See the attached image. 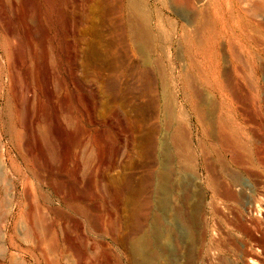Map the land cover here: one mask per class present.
Returning <instances> with one entry per match:
<instances>
[{"label":"rangeland","instance_id":"1","mask_svg":"<svg viewBox=\"0 0 264 264\" xmlns=\"http://www.w3.org/2000/svg\"><path fill=\"white\" fill-rule=\"evenodd\" d=\"M138 1L145 24L129 0H0V264H129L163 138L198 208L170 224L188 264H264V0ZM125 23L149 36L152 85ZM156 245L155 264L186 263Z\"/></svg>","mask_w":264,"mask_h":264},{"label":"bare ground","instance_id":"2","mask_svg":"<svg viewBox=\"0 0 264 264\" xmlns=\"http://www.w3.org/2000/svg\"><path fill=\"white\" fill-rule=\"evenodd\" d=\"M136 1L138 0H129V4H128V8H129V11L132 13V16L135 18V20L137 19V21H141V22H145V15L143 13V10L140 8V6L137 5ZM187 1V0H186ZM196 1V0H195ZM194 1V2H195ZM139 2V1H138ZM177 2V1H176ZM183 2V1H182ZM193 2V1H192ZM191 2V3H192ZM198 2V1H197ZM201 2V1H199ZM117 3V2H116ZM141 3V2H140ZM180 3V2H179ZM241 3V2H240ZM123 4V3H122ZM173 4V3H172ZM189 4V3H187ZM100 5V4H99ZM194 5V4H193ZM112 6V5H111ZM123 6V5H122ZM187 6V5H186ZM188 7V6H187ZM186 7V8H187ZM194 8V7H193ZM191 10V9H190ZM184 11V10H183ZM187 11V10H186ZM182 12V11H181ZM194 12V11H193ZM128 13V12H127ZM251 13V12H250ZM191 15V14H190ZM196 16V14H195ZM193 16V17H195ZM253 16V14H252ZM192 17V18H193ZM160 18V17H159ZM191 18V17H190ZM195 19V18H193ZM204 19V18H203ZM126 20V19H125ZM133 19V21H135ZM188 20V19H186ZM196 20V19H195ZM204 21V20H203ZM168 22V21H167ZM190 22V21H189ZM205 22V21H204ZM130 23V22H128ZM192 23V21H191ZM196 23V22H195ZM207 23V22H206ZM126 24V23H125ZM145 24V23H144ZM129 25V29H127V40L129 41V44H130V49H131V52L132 53H135L137 54L138 56H140L141 58V66H142V69H140L139 71L141 72L140 76L142 78H145L149 84L153 83L150 79V76H152V74L148 71H150V69L147 71V66L149 64V61L147 59V54H149L148 52L150 51H147V49H149V47H151V42L148 41L149 40V36H146L145 35V29L143 27L139 28L135 25H133L131 27V24H126V26ZM191 25V24H190ZM146 26V25H145ZM203 27V26H202ZM197 27H195L196 29ZM148 29V28H147ZM125 30V29H124ZM199 30V29H198ZM197 31V30H196ZM194 31V33H198V31L196 32ZM85 32V31H84ZM148 32V31H147ZM192 33V34H194ZM86 34V32H85ZM149 34V33H148ZM199 34V33H198ZM197 34V35H198ZM194 38V37H193ZM198 39V38H197ZM196 40V39H195ZM197 42V40L195 41ZM258 42V41H257ZM150 43V44H149ZM150 45V46H149ZM101 52V51H100ZM102 53V52H101ZM99 53V54H101ZM152 63V62H151ZM155 62H153L152 64H154ZM158 64V63H157ZM150 65V64H149ZM155 66V65H154ZM182 69V68H181ZM153 70V69H152ZM156 70V69H155ZM150 76H148V73ZM154 72V71H153ZM157 73H159V71H157ZM154 74V73H153ZM189 74V73H188ZM187 74V75H188ZM155 75V74H154ZM184 75V74H183ZM155 76H158L157 74ZM161 76V73L160 75ZM158 76V77H159ZM189 76V75H188ZM187 77V76H186ZM195 77V76H194ZM160 80L162 77H159ZM158 78V79H159ZM191 78V77H189ZM157 80V79H156ZM196 80V79H195ZM155 81V80H154ZM159 82V81H158ZM194 82V81H193ZM157 83V82H156ZM155 83V85H157ZM163 83V82H161ZM187 83V82H186ZM191 83V82H190ZM188 84V83H187ZM193 84V83H192ZM152 85V84H151ZM150 85V86H151ZM190 86V85H189ZM164 87V86H163ZM191 87V86H190ZM187 88V87H186ZM195 88V87H194ZM197 88V87H196ZM162 89V87H161ZM229 89V88H228ZM199 90V89H198ZM153 91V90H152ZM151 91V92H152ZM164 91V89H163ZM231 91V90H230ZM195 95V98H198L199 95V92L198 91H193ZM181 93V92H180ZM187 93V92H186ZM184 98V97H182ZM194 98V97H192ZM185 99V98H184ZM200 99V98H199ZM198 99V100H199ZM164 104V103H163ZM198 106L200 105V103H198ZM170 105V104H169ZM164 106V105H163ZM171 106V105H170ZM197 108L196 110H198V107H195ZM166 109V108H164ZM170 109V107H169ZM172 110V109H170ZM166 111V110H165ZM169 111V110H167ZM166 111V113H167ZM170 112V111H169ZM197 112V111H196ZM198 113H200L198 111ZM169 114V113H168ZM172 114V113H171ZM208 114V113H207ZM198 115V114H197ZM166 116V115H165ZM169 116V115H167ZM171 116V115H170ZM209 117V116H208ZM165 118V119H164ZM164 122H166L167 118L164 117ZM171 118V117H170ZM201 119V118H200ZM195 121V120H194ZM199 121V120H198ZM205 121V120H204ZM211 122V121H210ZM167 123H171V122H167ZM168 124L164 125L167 127ZM212 125V124H211ZM204 126V124H203ZM202 127V126H201ZM159 129V128H158ZM183 129L185 130V128L183 127ZM167 130V129H165ZM186 131V130H185ZM211 131V130H210ZM187 132V131H186ZM211 133V132H210ZM206 134H209V133H206ZM213 134V133H212ZM157 135V134H156ZM176 136V135H175ZM227 137V136H226ZM168 141H170L168 139V137H166ZM183 138H185V135L182 137V133H179L177 134L176 138H172L171 141H173V146H183L185 145V142L183 140ZM212 138V137H211ZM210 138V139H211ZM165 140V138H163ZM162 139V140H163ZM215 139V138H214ZM158 144V148H159V153H158V159L161 161V168L159 169V171L154 175V184H153V194H152V199L151 201L153 202L152 206H153V210H152V213L150 214V220H149V227H148V230L145 234L143 235H140V236H134L132 237L128 244H127V258H128V263L129 264H155V260L153 259L152 255H153V248H157V245L160 241H168L170 244H177L178 247L181 249L183 248L185 250V253L187 255V259H186V263L185 264H188L189 262V259L190 258V255H189V252H190V249L192 246V242L194 241H191L192 239L190 237H186L181 243L178 242V240L176 241V238L173 236L172 234V230L171 229V226L170 224L176 220L178 221V219L182 218L185 222L187 223L189 221V223H192L194 222V217H193V220H192V216L193 214L195 213V210L197 209H190L192 211H186V206L188 204V201L190 199V195L191 192H189L188 190V186L187 187H181V188H176V185L173 186L171 185V182H170V179L172 177V172L170 169L171 167V164L169 163V160L170 159H173V158H170L169 159V154L167 152V148H166V145H165V141L163 140ZM166 140V141H167ZM186 140V139H185ZM218 140V139H217ZM216 140V141H217ZM187 142V141H186ZM222 142V140H221ZM168 143V142H167ZM170 143V142H169ZM171 144V143H170ZM225 144V143H224ZM229 144V143H228ZM231 144V143H230ZM168 145V144H167ZM178 145V146H177ZM190 145V144H189ZM215 145V144H214ZM223 145V144H222ZM227 146V145H226ZM184 147V146H183ZM228 147V146H227ZM155 149V148H154ZM181 148H179L178 150H180ZM183 149V148H182ZM182 151V150H181ZM185 151V150H184ZM173 153V152H172ZM177 153V152H176ZM186 153V152H184ZM192 153V152H191ZM240 153V152H239ZM169 154V155H168ZM190 155V154H189ZM181 156V155H180ZM188 157V156H187ZM190 157V156H189ZM192 157V156H191ZM242 157V156H241ZM244 157V156H243ZM179 159V158H178ZM240 159V158H239ZM185 160V159H184ZM206 160V159H205ZM171 161V160H170ZM189 161V158L188 160ZM191 161V160H190ZM189 161V163H191ZM193 163V162H192ZM158 164V163H157ZM170 164V166H169ZM179 164V163H178ZM181 165V164H180ZM223 166V165H222ZM183 167V166H182ZM224 167V166H223ZM187 168V167H186ZM191 169V168H190ZM193 169V168H192ZM4 177V176H3ZM234 179V178H233ZM3 180V179H2ZM6 184V183H5ZM178 187V185H177ZM190 187V186H189ZM226 187V186H225ZM225 187H222L223 189ZM11 188V187H10ZM187 188V189H186ZM191 188V187H190ZM6 190V189H5ZM191 191V190H190ZM176 192H179L180 194L178 195V199L180 201V205H176L175 202L173 203L171 201V199L169 197H171L170 195H174ZM228 192V191H227ZM7 194V193H6ZM5 198V197H4ZM176 198V199H177ZM4 201V200H3ZM151 202V203H152ZM178 203V202H177ZM36 205V204H35ZM38 205V204H37ZM135 206V205H134ZM133 206V207H134ZM190 206V205H189ZM138 207V206H137ZM151 207V206H150ZM194 207V206H193ZM7 208V207H6ZM2 210V209H1ZM135 210V209H134ZM193 210H194V213H193ZM138 211V210H137ZM150 212V211H149ZM46 218V217H45ZM181 223V222H180ZM195 223V222H194ZM36 224V223H35ZM40 226V225H39ZM42 228V227H41ZM37 229V228H36ZM45 229V228H44ZM43 229V230H44ZM42 230V231H43ZM49 230V229H48ZM45 231V230H44ZM4 232V231H3ZM46 233V232H44ZM34 234V233H33ZM49 234V233H48ZM5 235V234H4ZM37 235V234H36ZM45 235V234H43ZM47 235V234H46ZM51 235V233H50ZM52 236V235H51ZM37 237V236H36ZM50 237V236H49ZM2 238V237H1ZM34 240V238H33ZM49 240H53V239H49ZM2 241V240H1ZM5 241V238L3 236V243ZM5 244V243H4ZM50 244H51V241H50ZM194 244V243H193ZM52 245H54L52 243ZM176 245V246H177ZM38 246V245H37ZM191 246V247H190ZM39 248V247H38ZM52 248V246H51ZM65 248V247H64ZM1 249V248H0ZM160 249V248H159ZM49 250L50 249V246H49ZM56 250V249H54ZM54 250H51L52 254H54L56 251ZM178 250V249H177ZM65 251V250H64ZM165 251V249L163 250ZM162 251V253H163ZM42 252V251H41ZM157 252V251H156ZM166 252V251H165ZM46 254V253H45ZM59 254V253H58ZM57 254V255H58ZM60 255H63V254H60ZM156 255V254H155ZM42 256V255H41ZM189 256V257H188ZM12 257V256H11ZM58 257V256H57ZM62 257V256H61ZM43 258V257H42ZM66 258V257H65ZM58 259V258H57ZM61 259V258H59ZM63 259V258H62ZM188 260V261H187ZM17 261V260H16ZM16 261H14L16 263ZM19 263V262H18ZM21 263V261H20ZM11 264V263H10ZM47 264V263H46ZM55 264V263H54Z\"/></svg>","mask_w":264,"mask_h":264}]
</instances>
